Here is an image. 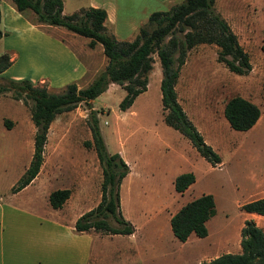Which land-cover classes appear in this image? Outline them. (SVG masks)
<instances>
[{
    "label": "rangeland",
    "instance_id": "obj_1",
    "mask_svg": "<svg viewBox=\"0 0 264 264\" xmlns=\"http://www.w3.org/2000/svg\"><path fill=\"white\" fill-rule=\"evenodd\" d=\"M180 1L116 0L117 22L122 29L120 39H130L139 27H148L147 16L151 11L167 9ZM214 8L248 53L250 69L243 74L230 71L216 59L215 44L198 43L187 50L175 85L177 100L219 155V163L211 165L185 136L162 120L161 69L155 53L146 89L134 97L128 108H118L124 89L114 82L89 100L96 109L106 150L113 152L122 142L128 148V156L136 158L131 188L124 193L121 207L122 216H127L135 233L132 264H197L222 252H235L240 223L247 217L240 204L264 189V0H214ZM130 21L134 30L129 37ZM39 28L65 38L86 63V72L70 80L78 86L86 85L105 64L99 43L90 47L86 36L59 27ZM6 44V39L0 38V53L6 52L11 60L14 52L19 53L8 69V73L15 74L27 67L28 60L17 48H8ZM40 58L45 57L40 55ZM7 78L0 75V83H6ZM32 84L58 91L65 83L54 86L40 80ZM232 95L251 99L258 105L262 111L258 125L242 130L229 126L223 115V104ZM30 103V100L24 102L12 97L11 91L0 93V193L5 199L9 196L8 188L30 157L34 130L29 116ZM88 109V104L80 101L53 118L47 130L40 169L42 180L51 169L43 189L68 186L73 191V199L82 194L81 210L93 206L101 181V166L95 151L84 144L90 140ZM184 171H192L194 181L182 192H176L173 179ZM34 189L32 185L14 198L26 200ZM205 192L211 193L215 209L205 222L206 235L191 232L183 241L175 238L169 226L170 214ZM36 198L39 209L44 202L48 204L45 197L44 202L40 195ZM109 222L115 224L111 219ZM94 236L92 251L100 250L103 256L115 244L127 241L119 234Z\"/></svg>",
    "mask_w": 264,
    "mask_h": 264
},
{
    "label": "trees",
    "instance_id": "obj_2",
    "mask_svg": "<svg viewBox=\"0 0 264 264\" xmlns=\"http://www.w3.org/2000/svg\"><path fill=\"white\" fill-rule=\"evenodd\" d=\"M14 8L38 27L62 26L73 33L86 36L92 47L99 43L105 64L90 81L78 86L75 81L65 83L58 91H49L44 85H33L28 78H7L0 83V93L11 91L12 97L30 100L29 116L34 126L32 152L28 164L10 190L17 191L38 172L50 122L60 112L70 110L80 101L88 104L87 124L92 146L101 166L100 196L97 203L80 213L74 220L76 231L93 229L102 233H130L133 226L119 208V185L128 171L126 162L117 151L108 152L98 127L96 109L89 100L104 91L111 82L118 83L124 94L118 108L130 106L134 97L146 89L148 73L155 53L161 69L159 80L162 120L185 136L195 150L211 165L220 162L219 155L204 140L187 116L175 91L180 66L186 52L198 43L216 45V59L235 73L250 69L248 53L237 40L227 21L215 10L214 0H181L164 10H153L147 16L148 27H139L130 39H118L106 29V11L98 6H84L70 13L62 12V0H10ZM3 34L0 29V36ZM9 55L0 53V72L10 64ZM223 115L233 129L249 128L259 116V108L240 95L228 97L223 104ZM9 127V124L6 123ZM194 181L192 171L178 173L173 188L182 192ZM69 188L52 189L47 200L56 208L69 195ZM244 211L264 214V196L240 204ZM214 200L209 192L181 204L169 217L173 236L181 241L193 232L207 233L206 220L214 214ZM109 219L115 224H111ZM237 252H222L197 264H264V230L251 218H245L239 228Z\"/></svg>",
    "mask_w": 264,
    "mask_h": 264
},
{
    "label": "crops",
    "instance_id": "obj_3",
    "mask_svg": "<svg viewBox=\"0 0 264 264\" xmlns=\"http://www.w3.org/2000/svg\"><path fill=\"white\" fill-rule=\"evenodd\" d=\"M84 6L104 8L106 11L104 21L106 29L110 30L116 38H122V35H119L122 29L119 27L116 17V0H62L63 13H70ZM48 27H59L65 30L62 26H46V28ZM0 29L3 32L0 38L6 39V46L17 48L19 52H22L25 60H28L26 61L28 62L27 67L20 68L15 74L8 73V69L13 66V59L19 55V53L14 52L10 64L0 72V75H7L14 79L25 77L34 83L44 80L51 85L59 86L81 77L86 72V63L79 57L71 43L52 32L42 31L37 25L21 15L10 0H0ZM133 30L134 25L130 21L127 33L129 37ZM65 31L72 33L68 30ZM40 55L45 58L41 59ZM174 87L176 91V85ZM261 116L262 111L259 108V116L250 127L258 125L262 119ZM118 144L119 146L115 151L119 153L128 166V171L119 185V208L121 212L123 211L121 207L123 206L124 193L131 188L136 158L128 156V148L125 147L124 143ZM27 164L28 162L22 171ZM41 165L42 162L36 175L26 185L13 192L9 187L7 190L9 196L6 199L0 193V264H132L131 250L136 247V240H133L134 230L130 233H102L92 229L74 230L73 223L76 217L92 206L81 210L82 194H78L73 199V191L65 185L62 187L69 188L70 191L61 206L54 208L48 200V204H46L44 197L47 199V195L52 189L44 190L42 184L48 181L51 169L45 173L47 178L42 180L40 176ZM32 185L35 187L34 192L26 200L14 198ZM38 195L43 198L44 202L41 209H39L40 203L36 198ZM99 196L100 191L98 196L94 197L93 206L99 200ZM261 196H264V189L248 200ZM245 212L247 213L246 218L253 219L264 230V214L252 211ZM117 234L126 238L127 241L115 244L109 254H104L105 256L100 250L98 252L92 251L94 249L92 247L94 235L111 237ZM239 250L238 241L234 251Z\"/></svg>",
    "mask_w": 264,
    "mask_h": 264
}]
</instances>
